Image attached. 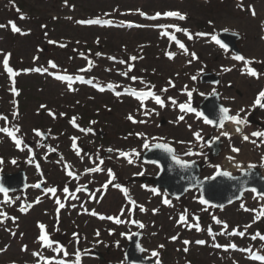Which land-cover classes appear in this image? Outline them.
Listing matches in <instances>:
<instances>
[{
  "label": "rangeland",
  "instance_id": "374dc122",
  "mask_svg": "<svg viewBox=\"0 0 264 264\" xmlns=\"http://www.w3.org/2000/svg\"><path fill=\"white\" fill-rule=\"evenodd\" d=\"M253 10L261 14L255 16ZM166 11H180L187 19L148 18ZM263 12L264 0H67V3L65 0H0V25H5L0 28V115L8 117L7 122L0 120V127L14 132L19 126L16 136L22 140L17 148L10 135L0 132L3 161L0 174L23 169L30 184L26 189L8 192L9 201L0 193V211L7 213V219L0 217L3 220L0 264H47L49 260L52 264L60 260L76 264L77 252L80 264H123L127 236L134 232H140L142 256L152 257L153 264L157 260L160 264H264L251 258L253 253L264 256V240L251 239L257 232L264 235L263 197L247 191L239 201L222 208L201 203L196 188L173 198L163 188L142 181L155 176L158 166L143 162L141 157L148 148L144 147L145 143L150 146L165 141L175 148L177 156L200 165V177H210L218 169L229 170L226 162L238 163L229 170L233 174L241 168L258 166L264 175V137L251 135L264 132L255 124L257 119L264 125V108L253 107L258 92L264 89V69L256 66L264 64ZM84 19L112 23H77ZM9 21L27 34L13 32ZM161 24L187 28L193 38L188 39L172 28L157 27ZM224 29L241 34L239 48L243 56L254 61L247 67L255 69L258 78L246 74L244 62L235 60L234 54L212 40L213 35ZM164 32L175 35L188 51L180 49ZM199 32L207 35L196 36ZM169 51L176 53L174 58L166 55ZM97 52L102 55L96 56ZM193 52L197 59H193ZM7 53H11L8 66L16 75L3 65ZM133 55L143 58L130 61ZM109 57L117 59L113 61ZM49 61L57 67L53 69ZM89 61L93 65L91 69L81 71L88 67ZM129 63L133 65L132 71L127 76L121 75L128 71ZM35 68L47 71H24ZM225 68L230 71H224ZM205 71L217 73L219 83L201 84L198 77ZM58 76H72L74 90H69L68 82L57 79ZM76 76H83L85 81L92 79L93 83L75 80ZM133 76L137 77L135 81ZM141 78L145 83H141ZM109 83L121 95L108 89ZM101 87L105 91L101 92ZM165 88L166 92L161 91ZM126 89L153 91L164 100V106L156 104L152 97L141 102ZM190 91L191 97L187 94ZM213 91L219 92L221 102L231 115L245 109L240 113L244 124L227 121L223 127L215 128L197 115V109L194 112L180 109L183 103L197 105ZM17 110L19 115L14 117L13 112ZM252 113L256 119L248 123ZM129 114L137 122L127 119ZM180 116L184 120H179ZM73 117L77 125L93 131H79L71 123ZM33 129L46 132L47 142L43 143ZM197 132L200 140L195 137ZM223 132L229 136H223ZM209 135L220 139V151L215 156L204 142ZM245 135L249 136L247 141L243 139ZM72 137L78 138L80 156L72 147ZM233 148L239 151L234 152ZM121 151L128 155L121 157ZM97 166L102 171H86ZM108 169L114 172V180L108 176ZM68 171L74 177H69ZM38 181L44 184L41 189L34 187ZM65 186L69 188L68 193L63 192ZM51 187L57 188L55 196L45 192ZM124 188L128 190V197L124 195ZM56 198L65 204L59 212ZM164 199L170 204H164ZM131 200L136 203L133 205ZM25 202L32 207L21 212ZM116 219L123 222L117 224ZM133 220L143 223L144 227L132 223ZM223 222L229 228L221 235ZM40 223L46 225L52 247L38 240ZM197 223L200 230L195 227ZM233 230L237 234L233 235ZM238 231H245V235L239 236ZM173 236L177 239L172 240ZM185 240L190 243L185 245ZM197 240H205L206 244L198 245ZM216 243L221 247L216 248ZM233 243L236 249L224 250V246ZM61 245L63 248L57 252ZM185 247L187 252L183 250ZM94 251L100 252L101 257H94ZM153 251L159 256L153 257ZM33 252L40 256H33Z\"/></svg>",
  "mask_w": 264,
  "mask_h": 264
},
{
  "label": "snow or ice",
  "instance_id": "6c2138e0",
  "mask_svg": "<svg viewBox=\"0 0 264 264\" xmlns=\"http://www.w3.org/2000/svg\"><path fill=\"white\" fill-rule=\"evenodd\" d=\"M65 3H67V0H65ZM17 11H19V9H17ZM252 14L255 15L254 10H253V13ZM140 15H146V14L143 13V12H140ZM161 16L168 17V18H175V19H178L180 21H184V20L187 19L186 14H183L180 11H166V12H163V13L157 12V13H155V15H153L151 17H148V18L149 19H152V20H156V19L160 18ZM24 18H25L24 16H21V19H24ZM77 23H79V24H85V25L111 24L112 21L111 20H103L102 21L100 19H84V20L77 21ZM9 24L11 25V29H12L13 32L20 33V34H27V33H24L21 28L17 27V25L15 24V22L9 21ZM129 26H131V24ZM3 27H5V25H0V28H3ZM157 27L163 28V29L172 28V29H175L176 32H182V33H184L188 37V39H192L193 38V34L189 31V29H187V28H181V27H179L178 25H175V24H171V25L161 24V25H157ZM223 31L227 32L229 30L228 29H224ZM164 35L165 36H168V38L170 40L175 41V43L178 45V47L180 49L184 50V52H187L188 51V49L186 48L185 44L183 42H181L180 40H178L175 35H170L168 32H164ZM195 35L196 36H205L207 34L206 33H203V32H199V33H196ZM212 40L215 41V43L217 45H220L223 49L227 50V48H228L227 44L222 43V41L220 39H218L217 36L213 35L212 36ZM50 43L55 44L56 42L55 41H50ZM60 46L61 47H64L65 45H60ZM80 55L83 56L84 54L81 53ZM95 55L96 56H101L102 54L99 53V52H97V53H95ZM166 55L171 59V58H174V56L176 55V53L169 51V52L166 53ZM191 55H192L193 59H197V56H196V54L194 52L191 53ZM10 56H11V53H7V54L4 55V57H3V65H4L5 69L9 73H12V75H16L17 73H14L13 70H12V68H10L8 66L9 65V58H10ZM142 58H143L142 56L141 57H137V56L133 55V56H130L129 57V60L134 62L137 59H142ZM34 59H36V58H34ZM109 59L115 61L117 58L116 57H109ZM234 59L237 60V61H243L244 62V64H245L246 67H245V69H243V71L246 72V74H248V75H250V76H252L254 78H258L259 77V73L255 69L247 67V65L252 64L254 61H252L250 59H247L242 54L235 55L234 56ZM119 62L122 63V64L123 63H126L124 60H120ZM189 63H191V61H189ZM49 64H50V66L53 69H55L57 67V65L54 62H52V61H49ZM92 66H93L92 65V62L89 61L88 62V67L85 68V69H81V71H89ZM132 67H133V65L131 63H129L128 64V71L121 73V75L127 76L128 73L132 71ZM24 71L42 72V71H47V69L35 68V69H25ZM224 71H230V69L225 68ZM56 78L59 79V80H62V81H67L68 82V89L69 90H74L73 87H72V82H73V77L72 76H58ZM136 79H137V77H134V76L132 77V80L133 81H135ZM192 79L195 80L196 77L193 76ZM75 80L82 81V82H85L87 84H92L93 83V80L92 79H88V80L85 81L83 76H76L75 77ZM141 83H145L142 80V78H141ZM169 83L171 84V81ZM151 87L154 88L155 86L152 85ZM107 88L114 90L115 86L112 85L111 83H109L107 85ZM99 90L101 92H103V91H105V88L101 87V88H99ZM12 91L15 93L16 92V89L13 88ZM125 91L126 92L130 91L131 94L134 95V96H136V97H138L141 100V102H143V100L146 97H152V98H154L156 104L160 105L161 107L164 106V100L161 98L160 95L155 94V92H153V91L136 92L134 89H131V90L130 89H126ZM161 91H165L166 92L167 91V88L162 89ZM187 94H188L189 97H191L192 92L190 91ZM116 95L119 96V95H121V93L120 92H116ZM201 95H204V93H201ZM169 99H172V98H169ZM262 99H264V89H262V90H260L258 92L253 107L259 106L260 108H264V103L261 102ZM172 102L175 103L174 100ZM41 107L43 108V107H46V106L42 105ZM179 107H180L181 110L187 109V111H189V112H194L195 111V109L192 108L190 106V104L183 103V104H180ZM220 111L223 114L222 117H221V123H220V126L221 127L224 126V121H234L237 124H244L245 123V120L240 117V113H242V112L245 111V109H243V108H241L236 115H228V113H229L230 110L227 107H221ZM18 115H19L18 110L15 111V112H13V116L14 117L15 116H18ZM49 115L55 116V114L52 113V112H49ZM60 115L63 116L65 114L64 113H60ZM145 115H147V113H145ZM197 115H203V114L202 113H197ZM127 119L131 120L134 123L137 122L131 114H129V116L127 117ZM0 120H4L5 122H7L8 117L7 116L0 115ZM179 120H181V121L184 120V116H180L179 117ZM204 120H205V122L207 124H213L214 123L213 120L208 119L206 116L204 117ZM139 122L140 123H143L144 121H139ZM71 123L74 126H76L79 129V131H81L83 133H90V132L93 131V129H91V128H82L79 125H77L76 124V117H73L72 118ZM90 123H93L94 124L96 122L95 121H91ZM237 130L239 131V129H237ZM33 131L35 132V134L38 137H43L44 136V133L41 130H39V129H33ZM0 132L7 133L8 135H10L11 138H12V140L15 142L16 147L17 148H20V146L22 144V140L21 139H18L17 136H16V133L20 132L19 126H16L15 127V131L14 132L10 131L8 127H0ZM138 135H143V134L140 133ZM222 135L227 137V136H229V133L223 132ZM251 135L252 136H255V137H264V132L257 131V132H253ZM195 137H196L197 140H200L201 139L200 133L199 132L195 133ZM77 139H78L77 137H72V142H73L72 143V147H73V149H76V155L77 156H80V149H77V145H76V140ZM243 139L247 141L249 139V136L245 135L243 137ZM148 146L149 145L147 143L144 144V147L145 148H147ZM152 147L162 148V149H164L168 153H172L173 152V149L171 147H169L165 143L153 144ZM50 151H52V149H50ZM109 151H111V149H109ZM233 151L234 152H238L239 149L233 148ZM119 155L121 157H126L128 155V153H125V152H122L121 151V152H119ZM171 159L177 165H180L183 168H187L189 166V162L188 161L180 159V157L177 156V155H175V154L172 155ZM2 162H3L2 161V158H0V163H2ZM12 162L15 163V160H13ZM29 162L31 163V160ZM128 162L129 163H132L131 159H129ZM103 163H104L103 160H101L100 161V164H103ZM152 163H158V161H152ZM37 168H39V165L38 164H37ZM86 171L87 172H91V173H95V172L102 171V169L99 166H97V167L88 168V169H86ZM107 171H108V176L111 177L114 180L115 179L114 172L111 169H108ZM67 175L69 177H74V173L72 171H68L67 172ZM219 175H222V176H225V177H231V173L230 172H228V171H219L218 170L216 172V175L210 176V177H206L205 179L214 180L216 178V176H219ZM107 186L108 185L105 184L104 185V188H107ZM35 187L39 188V187H41V185L40 184H36ZM116 187L119 188L120 185H116ZM76 191H80V189L77 188ZM97 191H99V189ZM153 191L155 192L156 190L153 189ZM252 191L255 192L256 189H252ZM8 192H9V189H7V188L3 187L2 185H0V193H4L5 194V201H9V197L7 195ZM45 192L46 193H51V194H53V196H55V194L57 193V188L56 187L47 188V189H45ZM63 192L64 193H68L69 192V188L67 186H65L63 188ZM123 192H124V195L126 197H128L129 194H128V190L126 188L123 189ZM200 200H201V203H203V204H208L209 203V201L206 200V199H204L203 196L200 197ZM36 202L39 203V199H37ZM130 202L133 205L136 203L134 200H131ZM55 203L58 205L57 212H59L60 209H63L65 207V204L64 203H61V201H60L59 198H56L55 199ZM163 203L164 204H170V201L168 199H164ZM229 203H231V201H229ZM31 207H32L31 204L27 205V207L22 206L20 208V211L21 212H26ZM220 207L222 208L223 205H220ZM242 207H243V205H242ZM140 210L141 211H144L143 206H140ZM95 214L96 213L93 212V215H95ZM261 215H264V213H261ZM0 217H2L4 219H7V213L6 212H3V211H0ZM107 218L110 219V220L113 219V217H107ZM12 219L15 220L14 217ZM180 219H181V221H183L184 220V217L181 216ZM256 219L259 220L260 217L257 216ZM214 220H215V222L217 224H221V221L219 219H217V218L214 217ZM2 222H3V220L0 219V223H2ZM115 222L117 224H119V223H122L123 221L120 220V219H116ZM132 223H134V224L135 223H139V226L141 228L144 227L143 223H140L139 221L133 220ZM38 226H39V228L41 230V234L39 235L38 240L39 241H42L43 242V245H46L48 247H52V241L50 240L47 232L45 231L46 225H44L43 223H40ZM195 227H196L197 230H200V225L198 223L195 225ZM247 227H250V225L245 226V231H246ZM228 228H229L228 223L227 222H223V224H222V231H221L220 234L221 235H224L227 232ZM208 231L211 234L212 229L209 228ZM245 231H238V235L241 236V237H243L245 235ZM98 234L99 233H97V235ZM232 234L233 235L237 234V230H233V233ZM257 238H259L261 240H264V235H261L259 232H257L256 234L252 235V237H251L252 240H256ZM171 239L172 240H175V239H177V237L176 236H173V237H171ZM189 243H190V241H188V240H185L184 241V244L185 245H188ZM196 243L198 245H205L206 244V241L205 240H197ZM214 246L216 248H220L221 247V245L218 244V243L214 244ZM138 247H139V245H138ZM160 247L162 248L163 245H160ZM229 247L231 249H236L237 248V245L235 243H233V244H231L229 246H224V250L227 251L229 249ZM62 248H63V246L61 245L60 248H57L56 249V251L59 252ZM25 250H26V246H25ZM183 250L185 252H187L188 251V248L185 247ZM141 251H143V249H141ZM247 251L251 252L250 249L247 250ZM32 255L33 256H40V253L33 252ZM64 255L65 256L68 255V253H67L66 250H64ZM152 256L153 257H158L159 256V253L157 251H153L152 252ZM251 258L252 259H255V260L264 261V256L256 255L255 253L252 254ZM41 259H43V257H41ZM47 264H52V261L49 260L47 262ZM57 264H67V262L64 261V260H60V261L57 262ZM76 264H80V254H79V252L76 253ZM156 264H160V261L157 260Z\"/></svg>",
  "mask_w": 264,
  "mask_h": 264
},
{
  "label": "water",
  "instance_id": "95a60500",
  "mask_svg": "<svg viewBox=\"0 0 264 264\" xmlns=\"http://www.w3.org/2000/svg\"><path fill=\"white\" fill-rule=\"evenodd\" d=\"M240 34L231 31H220L218 39L222 43L227 44L228 49L234 54H241L237 45V40ZM200 83L216 84L219 82V76L213 72H204L199 76ZM221 107H226L220 102L218 92H213L205 96L198 104V110L203 118L206 116L208 119L214 121V127H220L222 113ZM230 115V113H228ZM225 122V121H224ZM42 137V142H47V134L45 132ZM210 136L205 138L208 147L212 149V154L216 155L219 152V140L214 139L209 143ZM165 143L173 149L172 153L166 152L162 148L152 147V145L143 153L142 160L146 163L158 161L153 163L158 166V173L152 178H142L144 182H152L157 187H162L164 191L173 198L182 196L186 191L196 188L200 197L209 201V205L216 208H221L232 204L242 198L243 194L247 191L256 189L255 193L264 197V175L258 167H251L242 169L239 174H232L231 177L222 175L216 176L214 180H209L200 177V166L195 161H188L189 166L183 168L177 165L172 159L173 154H177L173 146ZM157 144V143H156ZM181 159V158H180ZM183 160V159H182ZM219 171H226L220 169ZM216 175V173L214 174ZM213 175V176H214ZM42 187V184L39 183ZM0 185L9 189V192L27 187V178L23 169L15 173L4 172L0 175ZM231 201V203H229ZM26 206L28 202L24 203ZM140 232H135L128 237V245L124 250L125 262L123 264H153L152 257H143L141 249L143 247L139 243ZM139 245V247H138ZM97 257H101V253L94 251Z\"/></svg>",
  "mask_w": 264,
  "mask_h": 264
},
{
  "label": "flooded vegetation",
  "instance_id": "af4514ba",
  "mask_svg": "<svg viewBox=\"0 0 264 264\" xmlns=\"http://www.w3.org/2000/svg\"><path fill=\"white\" fill-rule=\"evenodd\" d=\"M262 103H264V99H262ZM255 114L254 113H252L251 115H250V117H249V120H248V123H251V122H253V121H255ZM256 126L258 127V128H263L264 129V125L262 124V123H258V121H257V119H256Z\"/></svg>",
  "mask_w": 264,
  "mask_h": 264
},
{
  "label": "bare ground",
  "instance_id": "6f19581e",
  "mask_svg": "<svg viewBox=\"0 0 264 264\" xmlns=\"http://www.w3.org/2000/svg\"><path fill=\"white\" fill-rule=\"evenodd\" d=\"M260 11V10H259ZM256 15L255 16H258V13L261 14V11L258 12V11H255ZM263 15H264V12H263ZM225 164H228L229 166L227 167L229 170H233L236 166H238V163H232V162H226Z\"/></svg>",
  "mask_w": 264,
  "mask_h": 264
},
{
  "label": "trees",
  "instance_id": "16d2710c",
  "mask_svg": "<svg viewBox=\"0 0 264 264\" xmlns=\"http://www.w3.org/2000/svg\"><path fill=\"white\" fill-rule=\"evenodd\" d=\"M256 66H259L260 67V69H264V64H260V63H258V64H256Z\"/></svg>",
  "mask_w": 264,
  "mask_h": 264
}]
</instances>
